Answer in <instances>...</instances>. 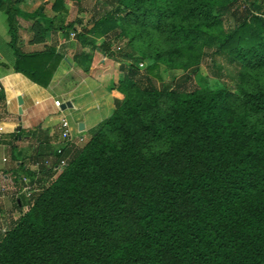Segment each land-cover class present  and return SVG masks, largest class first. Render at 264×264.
Here are the masks:
<instances>
[{"label": "trees", "instance_id": "1", "mask_svg": "<svg viewBox=\"0 0 264 264\" xmlns=\"http://www.w3.org/2000/svg\"><path fill=\"white\" fill-rule=\"evenodd\" d=\"M237 2L105 0L115 7L81 32L132 50L118 49L131 62L111 87L114 111L67 158L42 161L46 181L16 199L18 218L0 228V264H264V21L255 0L241 13ZM6 3L13 71L46 87L22 68L46 55L15 46L17 17L38 14ZM227 15L235 23L225 31ZM213 44L212 56L238 65V93L188 88ZM110 46L100 50L119 62ZM140 61L183 74L159 89Z\"/></svg>", "mask_w": 264, "mask_h": 264}, {"label": "crops", "instance_id": "2", "mask_svg": "<svg viewBox=\"0 0 264 264\" xmlns=\"http://www.w3.org/2000/svg\"><path fill=\"white\" fill-rule=\"evenodd\" d=\"M11 1L22 14H38L39 19L17 17L15 46L22 54L46 55L33 67L22 68L28 73L32 71L35 80L49 82L42 87L13 71L15 55L9 44L7 3L3 0L0 2V96L3 98L0 100V210L5 211L9 210L7 197L11 198L9 201L15 198V202L19 197L14 176L23 179L22 190L28 186L35 189L36 181H46L40 173L42 161H49L52 156H48L59 150L63 153L60 159L64 160L68 151L84 145L98 125L112 115L115 95L111 87L123 77L121 64L100 50L109 41L91 38L71 19L72 8L79 10L80 5L64 0L55 9V0ZM72 23L76 30L71 28ZM80 32L85 36L79 38ZM91 39L96 42L92 43ZM110 48L114 49L112 45ZM34 70L42 72L41 75H36ZM66 103L70 106L63 109ZM63 120L68 124L70 142L62 136ZM14 155L18 162H13ZM20 162L25 164L23 169Z\"/></svg>", "mask_w": 264, "mask_h": 264}, {"label": "rangeland", "instance_id": "3", "mask_svg": "<svg viewBox=\"0 0 264 264\" xmlns=\"http://www.w3.org/2000/svg\"><path fill=\"white\" fill-rule=\"evenodd\" d=\"M257 5H260L262 9L260 11H253V16L260 17L264 21V0H255ZM105 0H82L79 6V10H75L72 8L71 19L75 20V25L78 29L85 28L89 30L93 27V23L102 17L110 10L113 9L115 6L108 5L104 3ZM238 11L244 12L245 10L249 9V4L246 2L245 8H242L240 2H237ZM62 23V22H61ZM235 21L230 15L226 16V21L224 23L225 31L230 30L234 27ZM70 30V29H68ZM80 34H82L80 32ZM94 37L96 40L99 38H105L109 41V44L112 45L114 48V54L118 59H121L119 62L121 64L122 71L125 68V65H128L131 62V59L128 57H119L118 56V49L121 48L122 50L129 53L132 50L126 46V41L120 40V38L113 37L112 34L109 36H101L97 33L89 34ZM89 39V37L87 38ZM95 39H91L92 43L96 42ZM95 40V41H94ZM216 44L212 45V48L206 49V54L198 68V70L191 74V80L188 82L189 89H218V88H226L234 93H238V65L236 64H229L226 59L221 56H212V51ZM139 56H137L138 58ZM118 62V61H117ZM138 71L140 76L142 77H149L153 84L161 89L164 86H168L174 79H180L179 77L183 74L181 70H169L165 66L160 65L159 69H156L152 72L148 70L147 62L141 61L137 64ZM177 81V80H176ZM20 136V135H19ZM40 177V176H39ZM42 179V178H41ZM30 187V186H28ZM32 188V187H31ZM30 188V189H31ZM22 184L17 185V192H19L18 196L24 195L26 199H28V191L30 190L27 188L26 190H22ZM34 188H32L33 190ZM23 191V194L21 193ZM9 193V192H8ZM11 193V192H10ZM10 197H7L8 202V209L0 210V228L7 230L9 228L10 223L15 221L19 216V209L16 207L15 198L12 201H9ZM2 226V227H1Z\"/></svg>", "mask_w": 264, "mask_h": 264}, {"label": "built area", "instance_id": "4", "mask_svg": "<svg viewBox=\"0 0 264 264\" xmlns=\"http://www.w3.org/2000/svg\"><path fill=\"white\" fill-rule=\"evenodd\" d=\"M238 1H239L240 4L242 5V8H245V6H246V0H238ZM253 13H254V12L252 11V14H253ZM254 14H255L256 16H258L256 13H254ZM254 14H253V15H254ZM71 36L74 37L75 34L72 33ZM62 125H63V127L65 128L64 132L62 133V136L70 142V141H71V138H70V135H69V131H68V129H67L68 124H67L66 121L63 120V121H62ZM80 140L82 141V139H80ZM60 152H61V150L58 151V153H60ZM63 166H65V163H64L63 161H61L60 166H59V167H55V168H60V167H63ZM24 190L27 191V188L24 189ZM1 227H2V226H1ZM1 231H2V232H5L6 230H5V229H2Z\"/></svg>", "mask_w": 264, "mask_h": 264}, {"label": "water", "instance_id": "5", "mask_svg": "<svg viewBox=\"0 0 264 264\" xmlns=\"http://www.w3.org/2000/svg\"><path fill=\"white\" fill-rule=\"evenodd\" d=\"M65 106H70L69 103H66L62 108L65 109ZM80 128H83V125H80Z\"/></svg>", "mask_w": 264, "mask_h": 264}]
</instances>
